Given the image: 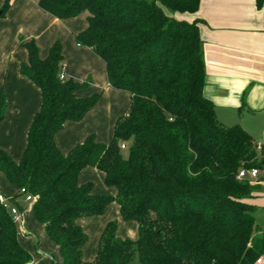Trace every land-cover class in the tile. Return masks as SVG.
<instances>
[{
  "label": "trees",
  "instance_id": "16d2710c",
  "mask_svg": "<svg viewBox=\"0 0 264 264\" xmlns=\"http://www.w3.org/2000/svg\"><path fill=\"white\" fill-rule=\"evenodd\" d=\"M201 0H39L58 18L87 11V27L76 35L106 65L107 79L130 93L108 143L88 135L63 154L55 134L68 120L79 121L100 92L80 96L87 82L60 79L61 43L39 57L33 39L21 72L41 90V108L32 120L19 161L0 148V173L35 197L34 217L59 245L63 264H253L264 250V230L254 213L253 181L241 169L264 167V148L239 124L225 125L203 94L205 67L197 21L166 12H195ZM0 8V16L8 9ZM6 98L0 92V121ZM126 144L127 155L122 154ZM104 173L115 196L80 184L82 168ZM116 201L124 220L138 225L135 240L116 236L109 221L96 257L82 259L87 235L77 217L100 215ZM0 264H33L18 239L16 224L0 204Z\"/></svg>",
  "mask_w": 264,
  "mask_h": 264
},
{
  "label": "crops",
  "instance_id": "0c3cea01",
  "mask_svg": "<svg viewBox=\"0 0 264 264\" xmlns=\"http://www.w3.org/2000/svg\"><path fill=\"white\" fill-rule=\"evenodd\" d=\"M5 1L9 7L0 16V92L5 95L6 110L0 121V148L14 161L20 160L32 120L42 104L40 87L20 70L21 64L28 61V51L20 45V38L33 39L42 59L59 41L66 78L87 82L77 94L89 96L100 92L97 103L81 120L66 121L55 134L58 149L67 154L91 134L96 142L108 143L116 120L127 113L123 103L126 97L130 103V93L110 85L104 60L90 47L76 42V35L88 25L89 13H85L83 20L78 18L79 14L61 19L42 9L39 0H0V8ZM173 15L197 21L205 67L203 94L213 103L217 119L228 126L239 124L264 148V0H201L195 12ZM78 182H91L94 193H117L116 187L105 184L104 173L92 166L81 169ZM253 184L251 197L245 200L256 207L254 217L261 232L264 192L259 189L264 187V167L258 169ZM0 192L20 209L22 221L16 225L17 239L30 253L32 263L63 264L59 245L34 217V200L27 201L20 187L1 173ZM113 220L117 223L116 236L132 240L138 237L136 221L124 220L116 201L109 202L100 215L75 219L88 239L82 246L84 261L96 257L102 231Z\"/></svg>",
  "mask_w": 264,
  "mask_h": 264
},
{
  "label": "built area",
  "instance_id": "2783aa9c",
  "mask_svg": "<svg viewBox=\"0 0 264 264\" xmlns=\"http://www.w3.org/2000/svg\"><path fill=\"white\" fill-rule=\"evenodd\" d=\"M58 76L61 80L66 78V74H65V70L63 66L60 68ZM120 147L124 149L126 148V144L121 143ZM257 176H258V169L255 167H252L249 169H241L239 170L237 174L238 179L247 178L250 181H254L257 178ZM20 192L24 195V198L27 201H33L35 199V197L29 194L24 187L20 188ZM0 204L8 211L12 221L16 225H20L22 221V215H21L20 209L15 204L10 203L7 197L1 192H0ZM253 264H264V250L255 259Z\"/></svg>",
  "mask_w": 264,
  "mask_h": 264
},
{
  "label": "rangeland",
  "instance_id": "374dc122",
  "mask_svg": "<svg viewBox=\"0 0 264 264\" xmlns=\"http://www.w3.org/2000/svg\"><path fill=\"white\" fill-rule=\"evenodd\" d=\"M166 12L168 13V14H170V15H172V14H175V13H178V12H174V13H172V12H170V11H167L166 10ZM85 13H88L87 11H83L82 13H80L79 14V17L78 18H81V20H83V17L85 16ZM77 16V15H76ZM70 18V17H69ZM63 65L61 64V67H62ZM123 105L125 106V108H126V112L128 111V108H129V98L128 97H126L125 98V103H123ZM123 151H122V154L124 155V156H126L127 155V151L125 150V149H122ZM115 187V186H114ZM262 188L261 189H259V190H261L260 192H264V187H263V185L261 186ZM27 227V226H26ZM27 230V229H26ZM28 232V231H27ZM30 232V231H29ZM32 233V232H31ZM88 240V239H87ZM86 240V241H87ZM49 252H51V251H49ZM53 256H55V254L54 253H51ZM51 254H48V255H51ZM53 260V259H52ZM129 264H139L138 263V260H137V257L136 256H134L133 257V259L130 261V263Z\"/></svg>",
  "mask_w": 264,
  "mask_h": 264
},
{
  "label": "water",
  "instance_id": "95a60500",
  "mask_svg": "<svg viewBox=\"0 0 264 264\" xmlns=\"http://www.w3.org/2000/svg\"><path fill=\"white\" fill-rule=\"evenodd\" d=\"M263 163H264V160H263Z\"/></svg>",
  "mask_w": 264,
  "mask_h": 264
}]
</instances>
